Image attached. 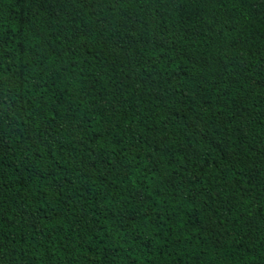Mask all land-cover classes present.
I'll list each match as a JSON object with an SVG mask.
<instances>
[{"label":"trees","instance_id":"trees-1","mask_svg":"<svg viewBox=\"0 0 264 264\" xmlns=\"http://www.w3.org/2000/svg\"><path fill=\"white\" fill-rule=\"evenodd\" d=\"M0 264H264V0H0Z\"/></svg>","mask_w":264,"mask_h":264}]
</instances>
